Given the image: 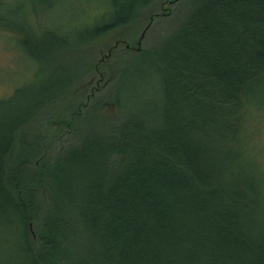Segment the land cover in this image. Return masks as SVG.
Here are the masks:
<instances>
[{"label": "trees", "instance_id": "obj_1", "mask_svg": "<svg viewBox=\"0 0 264 264\" xmlns=\"http://www.w3.org/2000/svg\"><path fill=\"white\" fill-rule=\"evenodd\" d=\"M110 2L88 80L49 118L29 101L0 121L9 243L23 231V264H264V0ZM154 92L164 108H129Z\"/></svg>", "mask_w": 264, "mask_h": 264}, {"label": "rangeland", "instance_id": "obj_2", "mask_svg": "<svg viewBox=\"0 0 264 264\" xmlns=\"http://www.w3.org/2000/svg\"><path fill=\"white\" fill-rule=\"evenodd\" d=\"M111 10L110 0H0V102L6 103L0 107V121L3 117L10 118L12 110L20 115L29 101H33V115L39 120L54 115L60 100L68 97L80 82L88 80L87 67L94 58L96 65L104 53L101 48L116 42L119 29L101 37L91 34L102 20L111 16ZM152 36L143 43L144 47L151 43ZM138 41L133 49L142 48ZM142 65L130 67L127 79L114 95H123L127 85V95H133L134 77ZM110 89L112 96L114 87ZM154 95L146 94L142 101L132 98L129 108H137V112L139 108H148L151 102L159 109L164 108L160 93ZM81 124L87 127L82 135L89 134L90 129L97 127L98 119L90 113ZM252 126L256 131V155L264 171V115L257 116ZM100 132L96 135L102 138ZM32 134L37 136L36 131ZM1 218L0 264H14L18 260L14 259L16 255L21 257L19 264H23L28 258L25 234L19 230L16 242L11 245L8 222Z\"/></svg>", "mask_w": 264, "mask_h": 264}, {"label": "water", "instance_id": "obj_3", "mask_svg": "<svg viewBox=\"0 0 264 264\" xmlns=\"http://www.w3.org/2000/svg\"><path fill=\"white\" fill-rule=\"evenodd\" d=\"M143 36H144V33H143L142 36L140 37V40L138 41L137 45H140V44H141V40H142Z\"/></svg>", "mask_w": 264, "mask_h": 264}]
</instances>
